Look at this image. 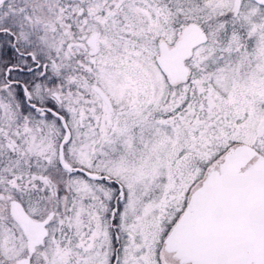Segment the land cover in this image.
Segmentation results:
<instances>
[{"label": "snow or ice", "instance_id": "1", "mask_svg": "<svg viewBox=\"0 0 264 264\" xmlns=\"http://www.w3.org/2000/svg\"><path fill=\"white\" fill-rule=\"evenodd\" d=\"M0 264H264V0H0Z\"/></svg>", "mask_w": 264, "mask_h": 264}]
</instances>
